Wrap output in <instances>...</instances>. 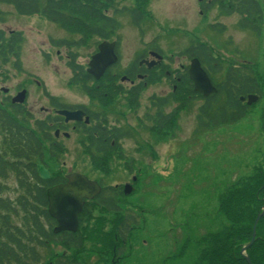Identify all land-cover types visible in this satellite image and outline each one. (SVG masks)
I'll list each match as a JSON object with an SVG mask.
<instances>
[{
	"label": "rangeland",
	"instance_id": "1",
	"mask_svg": "<svg viewBox=\"0 0 264 264\" xmlns=\"http://www.w3.org/2000/svg\"><path fill=\"white\" fill-rule=\"evenodd\" d=\"M258 1L264 8V0ZM139 4L140 0H116L111 9H106L107 16L118 22L114 34L118 35L121 44V62L114 73L123 72L139 55H147L153 48L165 56L166 65L163 67L183 69L190 62L180 54L193 42L203 41L219 52L224 71L231 64L233 67L258 64L259 71L264 74V30L258 37L241 29L238 15L221 14L216 6L204 12L205 0H148L153 19L145 18L140 26H136L129 11L138 8ZM219 24L224 27L223 32L211 28ZM0 29L6 33L23 34L19 66L10 59L5 62L0 56L1 109L9 112L7 96L16 97L26 89L32 116L35 119L45 116L41 111L44 103L39 98L41 89L27 77L29 73L41 79L60 102L86 106L97 113L106 109L113 125L131 133V138L123 141L125 155L133 159L130 174L115 159L110 162L109 174L97 169L94 165L99 160L90 162L85 158L73 134L70 140H61L68 149L67 153L57 163H52L51 169L54 172L60 170V174L61 170L83 173L101 180L103 186L132 184L133 177L139 179L134 194L118 202L122 212L133 214L137 226L133 228L134 233L123 255L122 252L109 253L107 249L102 255H88L90 250H87L72 257L70 250L55 245L51 249L37 250L38 264H56L57 254L65 253L79 264H168V257L181 249L187 237L197 239L209 232H217L226 223L217 213L220 195L239 179L250 176L264 157V98L250 107L244 119L212 131L199 128V108L204 102L198 100L177 112L174 136L168 139L155 137L152 132L156 116L153 102L157 103L158 98L168 100L173 93V83L164 75L154 73L139 97L138 110L128 107L123 98L92 102L77 87L67 86L69 73L64 60L65 51L49 43L66 40L81 44L83 40L88 47L77 48V52L80 62H85L96 47V40L90 35L80 36L74 29L58 27L38 17H19L5 5H0ZM223 79L224 73H221L215 80L219 83ZM6 89L8 95L2 93ZM178 106L171 99L161 111L164 115L172 114ZM0 183L3 187H0V196L16 200L19 192L14 177L10 175L7 181ZM93 215L98 216L99 210H90L83 223L84 235L88 237ZM22 222L19 218L13 219L15 226ZM105 229L112 234L113 227L105 226ZM87 246L90 248V244ZM195 256L196 250L191 248L183 260L169 264H194Z\"/></svg>",
	"mask_w": 264,
	"mask_h": 264
},
{
	"label": "trees",
	"instance_id": "2",
	"mask_svg": "<svg viewBox=\"0 0 264 264\" xmlns=\"http://www.w3.org/2000/svg\"><path fill=\"white\" fill-rule=\"evenodd\" d=\"M2 1L15 5L20 14L31 15L40 7V0ZM115 2L116 0H70L68 9L70 14L75 16V20L72 23L61 22V25L70 24L71 29L76 30L79 35L111 39L118 22L113 17L105 16L103 12L105 9H111ZM139 5L129 11L136 26H140L145 18L153 19L148 0H140ZM204 6L206 12L216 6L221 14L238 15V25L241 29L249 30L258 37L262 36L264 10L258 0H213ZM61 19L63 17L59 20ZM211 28L224 31L221 25H212ZM180 56L188 60L199 59L219 92L209 98L195 93L186 68L185 73L178 74L181 82L177 91L169 96L179 105L178 109L172 114L164 115L161 109L169 105L171 99L158 98L157 103L153 102L158 109L152 128L155 137L163 136L168 139L174 136L177 112L198 100L204 101L199 108V128L206 131L237 123L247 117L251 108L240 101L241 97L258 95L260 101L263 100L264 74L259 71L258 64H246L239 68H234L231 64L224 71V61L219 52L202 41L193 42ZM221 73H224V79L217 83L215 79ZM77 85L84 91L88 89L84 80H77ZM99 87L105 88L102 85ZM141 88L142 91L144 84H141ZM131 106H136V102L132 101ZM262 121L264 126V116ZM0 132L3 139L0 140V182L7 181L12 175L19 188L16 200L0 196V264H38L40 260L37 250L51 249L55 245L70 250L72 257L87 250H90L88 255H102L111 251L115 252L114 254H124L123 250L134 233L132 231L137 227L136 220L132 213L122 212L116 199L110 195L99 198L97 206L94 203L87 204L84 214L80 216V229L76 234L56 237L52 232L54 221L48 213L47 189L58 183L59 178L56 176H59L60 170L54 172L51 164L57 163L64 155L62 144L57 140H40L36 129L29 126L23 112L12 114L0 109ZM110 143L108 142V146ZM96 163L93 165L97 169L110 172L107 170L110 169L109 165L103 164L101 160ZM39 165L45 166L53 174L49 181L40 179ZM1 185L2 183L0 187L3 189ZM263 207L264 157L252 176L239 179L220 195L217 213L226 223L217 232H209L197 239L187 237L181 249L168 257V262L183 260L189 250L194 248V264H248L242 250L252 240L253 227ZM90 210H99V215H93L88 237L87 234L84 235L83 218L88 217ZM14 218L22 220V224L15 226ZM105 226L113 227L112 234ZM246 255L252 264H264V217L257 226L256 242ZM57 262L80 263L69 255L65 258L59 257Z\"/></svg>",
	"mask_w": 264,
	"mask_h": 264
},
{
	"label": "flooded vegetation",
	"instance_id": "3",
	"mask_svg": "<svg viewBox=\"0 0 264 264\" xmlns=\"http://www.w3.org/2000/svg\"><path fill=\"white\" fill-rule=\"evenodd\" d=\"M204 1V0H202ZM213 0H205L206 3H209ZM70 0H40V7L38 11H35L33 14H20L18 9L12 3L7 1L0 0V5H5L10 7L19 17L22 18H34L38 17L46 22L58 26V27H65L71 29V25H61V22H68L72 23L75 20V16L70 14L69 8ZM66 4V7H65ZM105 16H107V10L105 9L104 12ZM63 14V16H62ZM59 20L60 18H62ZM81 36V35H80ZM113 36L116 38L112 41H100L97 36L91 37L96 40V47L94 52L91 54L90 58L87 59L85 62H80L79 53L77 52V48H86L87 45L82 42L80 45L75 43V41H49V43L54 47L58 48L59 50L65 51V65L67 71L69 73L68 79V87L69 88H76L77 80H84L86 81V85L90 86L87 91H81V93L90 101L92 102H101L103 100H115L117 98H123L126 102H128V107L131 108L130 103L132 101L140 103L139 97L143 91H141V83L143 82L144 86L148 85L146 82L147 79L153 77L156 69L162 68L165 69L164 64L166 61L165 56L161 53V51L157 50L156 48L150 49L148 54L139 55L132 63H130L125 70L121 73H114V70L118 68L121 62V55H120V40L118 35L115 33ZM23 42V34L21 32H14L11 31L6 33L4 30L0 29V56H2L5 62L7 60L14 62V64L18 65L21 63V44ZM103 43H107L109 45L115 44L114 53L118 58L117 63L111 65L107 68L105 75L101 79H96L93 75L88 73L89 64L94 56L99 54L100 45ZM58 53V52H57ZM159 53L163 55L164 60L160 64H154L157 62L158 59L155 57L154 54ZM45 54V53H44ZM62 59V58H61ZM170 73L167 72V77H170ZM1 77V76H0ZM27 77L34 81L39 89H41L40 101L44 103L42 107V113H44V117L41 119H35L30 111L28 106V92L26 89L20 91H26V95L24 98L23 103L14 102L15 97L7 96L6 100L11 108L12 112H23L26 116L29 125L34 127L37 133L40 136V140H57L59 143L62 144V150L67 152V147L62 143L61 140H70L72 138V134L77 138V144L81 152L83 151L88 152L84 154L85 158L88 160L94 161L96 159L101 160L104 164H108L115 159L116 161H120L122 159L133 161V159H129L125 154L126 151L123 147V141L126 138H129L128 134L129 131H124L123 127L113 125L108 118V114L106 113V109H101V112H93L90 108L86 106H71L68 104H64L60 102L59 98L55 97L51 94L46 84L43 83L41 79L35 78L33 75L27 73ZM126 77L123 81L122 78ZM176 78L180 83V78ZM166 79V78H165ZM103 80H112L114 83L110 84L114 86V88H99L96 87L97 83ZM168 80V79H166ZM126 87H125V85ZM96 87V88H95ZM176 89V85L174 86ZM4 93V90L2 91ZM5 94V93H4ZM6 93V95H8ZM19 94V93H18ZM17 94V95H18ZM140 105V104H139ZM140 108V107H139ZM135 108V109H139ZM69 112V113H81L82 119L78 120H69L67 121L66 116L61 115L60 112ZM71 132V133H69ZM46 135H50L49 137ZM3 140V139H1ZM108 142H111L108 146ZM124 165L125 171L127 174H130L132 171L131 163H122ZM59 176H56L58 179V183L51 186L48 190L63 186L68 188V176L70 175H81L83 176L81 179L82 184H86V186L78 185L77 188L80 191H85L89 195H93L96 193V185L94 183H98L101 186V189H98L97 195L94 196L93 199L88 200L84 198L83 200L89 204L94 203L97 206L99 198L106 197L110 194L118 197L120 199L129 198L134 192L136 191L135 184H125V185H115V186H103L101 185V180H96L90 178L88 175L79 172H67L64 173L61 170ZM133 175V174H131ZM108 177V176H107ZM134 182V177L132 178ZM18 188V187H17ZM127 190H130V194L126 193ZM117 203L120 201L115 200ZM122 201V200H121ZM87 205H85L86 207ZM84 213H81L82 216ZM80 216H79V223H80ZM87 217L83 218V223ZM55 226H57L56 221L54 220ZM71 234V233H64L63 236ZM58 255V254H57ZM64 258L66 254L63 255ZM59 258L56 257L55 261ZM59 264V262H57Z\"/></svg>",
	"mask_w": 264,
	"mask_h": 264
},
{
	"label": "water",
	"instance_id": "4",
	"mask_svg": "<svg viewBox=\"0 0 264 264\" xmlns=\"http://www.w3.org/2000/svg\"><path fill=\"white\" fill-rule=\"evenodd\" d=\"M115 45H109L104 43L100 46L99 54L93 57L89 73L94 75L99 79L106 69L117 62V58L114 54ZM156 56L161 60L162 57L158 54ZM189 76L191 81L194 83L195 91L201 93L204 97H209L212 94H216L218 89L213 86L212 81L206 71L203 69L201 62L198 59H194L191 62L189 69ZM7 92V90H5ZM25 98V92L18 95L14 100L17 103H23ZM259 97L256 95H250L248 98H242V102L247 101V105L251 106L258 101ZM61 115L66 116L67 121L69 120H78L82 119L81 113H69V112H60ZM39 174L43 180L50 179V173L43 166L39 167ZM80 175H70L68 176V188L59 186L48 190V202H49V214L52 218L56 219L59 223V227L54 231L56 234L63 231L76 232L78 230V216L82 212L84 207V198L93 199L98 193V185H96V193L89 195L85 191H80L77 186L83 185L88 187L86 184H82ZM126 193L130 194V190H127ZM264 216L263 212L257 217L255 225L253 227V238L249 245H247L242 253L245 254L255 243L256 240V231L257 225L261 218ZM245 259L248 264H252L250 258L245 256Z\"/></svg>",
	"mask_w": 264,
	"mask_h": 264
}]
</instances>
